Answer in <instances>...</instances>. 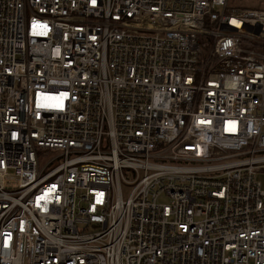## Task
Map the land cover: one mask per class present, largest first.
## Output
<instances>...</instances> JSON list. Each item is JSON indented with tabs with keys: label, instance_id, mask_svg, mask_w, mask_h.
<instances>
[{
	"label": "built area",
	"instance_id": "obj_1",
	"mask_svg": "<svg viewBox=\"0 0 264 264\" xmlns=\"http://www.w3.org/2000/svg\"><path fill=\"white\" fill-rule=\"evenodd\" d=\"M264 5L0 0V264H264Z\"/></svg>",
	"mask_w": 264,
	"mask_h": 264
},
{
	"label": "rangeland",
	"instance_id": "obj_2",
	"mask_svg": "<svg viewBox=\"0 0 264 264\" xmlns=\"http://www.w3.org/2000/svg\"><path fill=\"white\" fill-rule=\"evenodd\" d=\"M264 5V0H228V7L240 8H260ZM257 181L260 182L261 189L264 191V172L257 175Z\"/></svg>",
	"mask_w": 264,
	"mask_h": 264
}]
</instances>
